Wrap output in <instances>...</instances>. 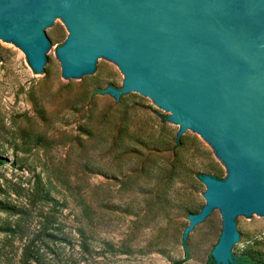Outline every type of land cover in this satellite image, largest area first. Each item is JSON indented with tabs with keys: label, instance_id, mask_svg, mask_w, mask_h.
Returning a JSON list of instances; mask_svg holds the SVG:
<instances>
[{
	"label": "rangeland",
	"instance_id": "obj_1",
	"mask_svg": "<svg viewBox=\"0 0 264 264\" xmlns=\"http://www.w3.org/2000/svg\"><path fill=\"white\" fill-rule=\"evenodd\" d=\"M48 79L26 53L1 44L0 264H206L220 213L191 234L206 204L203 177L228 168L193 133L187 142L152 99L118 94L125 75L69 83L57 50ZM99 91L100 93H96ZM49 196L58 204L42 200ZM250 239L236 255L264 261V220L241 222Z\"/></svg>",
	"mask_w": 264,
	"mask_h": 264
},
{
	"label": "water",
	"instance_id": "obj_2",
	"mask_svg": "<svg viewBox=\"0 0 264 264\" xmlns=\"http://www.w3.org/2000/svg\"><path fill=\"white\" fill-rule=\"evenodd\" d=\"M60 22L69 83L114 63L125 75L118 94L152 99L178 137L186 131L182 145L195 133L213 147L229 174L202 178L206 204L191 234L220 213L211 255L242 264L241 222L264 220V0H0V63L1 44H12L49 79Z\"/></svg>",
	"mask_w": 264,
	"mask_h": 264
},
{
	"label": "trees",
	"instance_id": "obj_3",
	"mask_svg": "<svg viewBox=\"0 0 264 264\" xmlns=\"http://www.w3.org/2000/svg\"><path fill=\"white\" fill-rule=\"evenodd\" d=\"M96 93H100L99 91H97ZM4 160L0 159V166L4 164ZM219 179V178H218ZM42 200H46V201H50L51 203L54 204H58L57 201L53 200L52 198H50L49 196L45 195L42 196L40 195ZM237 257L240 259V261L242 262V264H264L263 260H260L256 257H253L247 253H242L237 255ZM190 259V254L187 248H185V256L182 260L177 261L176 264H183L184 262H186L187 260ZM206 264H217L213 258V256L210 254L207 258V262Z\"/></svg>",
	"mask_w": 264,
	"mask_h": 264
}]
</instances>
